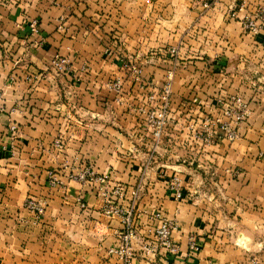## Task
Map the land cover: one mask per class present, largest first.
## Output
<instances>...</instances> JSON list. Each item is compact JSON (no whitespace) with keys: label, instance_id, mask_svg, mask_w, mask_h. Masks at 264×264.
<instances>
[{"label":"crops","instance_id":"obj_1","mask_svg":"<svg viewBox=\"0 0 264 264\" xmlns=\"http://www.w3.org/2000/svg\"><path fill=\"white\" fill-rule=\"evenodd\" d=\"M222 1L201 16V0H30L27 5L0 0V264L119 263L108 249L119 242L122 217L107 212L100 182L73 179L71 173L84 163L113 171L128 188L125 199L118 200L127 202L125 207L136 199L132 191L144 175L142 160L130 158L128 166L121 162V148L134 146L133 141L115 119H102L110 97L101 86L104 37L119 22L107 30L100 20L112 18L121 6L133 19L131 34L148 30L141 20L159 16L166 34L175 35L160 43L174 41L181 52H190L180 62L230 64V55L256 54L250 72L256 89L243 75L238 79L247 97L258 100L239 147H226L220 160L211 162L216 167L212 174H181L184 200L172 198L157 176L138 190L134 264H264V29L254 38L238 19L264 0ZM231 6L239 8L237 18L231 16ZM60 15L67 18L63 31L57 28ZM30 17L41 26V42L34 48L26 47L31 29L24 22ZM135 18L139 21L134 23ZM195 19L201 40L176 44ZM58 50L72 58L64 75L51 72L47 62ZM223 53L228 56L219 60ZM237 63L242 68L247 64ZM236 167L242 172L233 173ZM29 197L44 205L42 215L25 207ZM160 210L177 221L173 236L181 246L178 254L143 247L158 223L152 216ZM190 233L203 242L199 252L189 253Z\"/></svg>","mask_w":264,"mask_h":264},{"label":"rangeland","instance_id":"obj_2","mask_svg":"<svg viewBox=\"0 0 264 264\" xmlns=\"http://www.w3.org/2000/svg\"><path fill=\"white\" fill-rule=\"evenodd\" d=\"M13 1L23 5L30 3V0ZM201 1V16H208L223 2L222 0ZM233 7L229 8L230 11L234 9L231 16L237 18L239 8ZM114 14L112 18L105 17L100 20L107 30H110L115 22H119L117 23L119 28L114 26L116 29L110 30L111 34L104 37L103 60L106 63L100 72L103 78L101 86L106 94H110V97L103 104L106 115L102 119L105 118L107 121L115 119V124H120L122 133L133 141L134 146L121 148L124 150L121 152L122 155L120 153L121 162L128 166L130 158L134 161L142 160V175H144L138 187L132 191L136 199H133L130 207L123 206L127 203L123 200L121 205L118 204V200L125 199L128 188L124 181L117 180L113 176V171L84 163V167L77 170L79 172L71 173V178L84 182L89 180L100 182V192L107 200L104 203L107 212L121 216L124 223V228L119 232V242L111 246L108 253L118 258V264H123V259L117 250L126 244L129 246L126 251L130 253L134 264L133 241L138 237L136 220L137 201L140 196V194L138 196V190H142L141 187H148L147 181L157 176L158 179L161 177L165 180L172 198L178 201L184 200L186 195L181 174L190 176H193L195 172L212 174L216 167L212 166L211 162L216 164L220 160L218 156L224 155L226 147H239V142L245 139L248 133L245 129L250 124L252 112L255 111L252 104L258 100L247 97L246 86L243 87L242 79L240 81L238 79L243 75L256 89L253 83L255 79L250 75V72L256 68L255 63H252L256 62V54L240 55L238 59L230 55L233 58L232 60L229 58L230 64L220 61L209 62V65L180 62V60H186L190 52H181L180 48L173 44L174 41L160 43L174 39L175 35L166 34L167 26L162 24L158 19L159 16L152 20H141L146 23L144 24L146 27L147 24L149 25L148 30L144 29L131 34L134 27H129V23L133 21L129 18V13H124L121 6L120 10ZM238 19L242 22L245 31L254 35L255 38L264 29V5L258 6L254 12ZM138 21L135 18L134 23ZM66 22V16L60 15L58 30L63 31L66 28ZM197 22L198 20L195 19L186 28L182 38L176 44L185 46L186 43L201 40L202 34H199L200 25ZM24 23L31 29L30 43L26 47H37L41 42L38 39L40 36H37L41 34L40 21L37 17H30L26 18ZM136 40L137 42H134ZM220 40L218 38L216 43L221 44ZM166 44L170 45L164 46ZM135 48L137 50L133 52L132 49ZM220 51L221 49L218 48L217 52ZM27 55L31 57L30 50ZM218 56L221 60L226 59L228 55L223 53ZM80 59L84 62V58ZM47 62H49L50 71L57 75H64L72 68L71 55L64 50L54 52ZM55 62L66 63L63 69L59 70ZM237 62H247V64L245 68H242L238 67ZM247 87L250 89V84ZM58 145H62V142L59 141ZM129 151L131 157H129ZM241 172L239 167L233 170L235 174ZM55 181L53 178L52 182ZM29 199L41 203L33 197L26 198L24 205L30 210L33 209L27 205ZM41 205L44 208L42 203ZM33 211L42 215L45 209L42 212ZM152 217L157 219L158 223L150 229L143 244L144 249L153 253L161 250L178 254L181 246L173 236L177 221L164 215L161 210ZM164 218L172 223L170 239L174 247L161 244L156 235V230L161 226ZM202 246L203 242L194 233H190L189 253L199 252ZM112 249L116 252L111 251Z\"/></svg>","mask_w":264,"mask_h":264},{"label":"built area","instance_id":"obj_3","mask_svg":"<svg viewBox=\"0 0 264 264\" xmlns=\"http://www.w3.org/2000/svg\"><path fill=\"white\" fill-rule=\"evenodd\" d=\"M262 17H263V13L261 14V18ZM65 63L66 62H55V66L60 70V69H63L62 67L64 66ZM0 96H1V93H0ZM80 177L83 178V176H80ZM27 205L36 211L42 212L44 210L41 203L39 204L33 199H29L27 201ZM162 221L163 222L161 226L156 230V235L158 236L161 244L165 245L166 247H174L170 239V234H171L170 227H173L172 223L165 218ZM127 244H128V240H127ZM128 248L129 246L124 244L120 250L119 249L117 250L119 252L118 253L119 256H121V258L123 259V264H133L130 258V253L126 251L128 250ZM111 251L116 252L114 249H112Z\"/></svg>","mask_w":264,"mask_h":264}]
</instances>
